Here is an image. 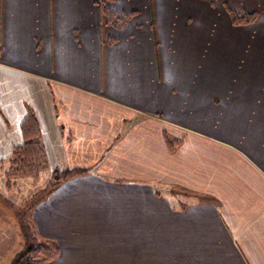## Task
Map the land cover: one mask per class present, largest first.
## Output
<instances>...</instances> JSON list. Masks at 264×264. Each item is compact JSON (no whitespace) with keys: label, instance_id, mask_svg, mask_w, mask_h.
Segmentation results:
<instances>
[{"label":"crops","instance_id":"obj_1","mask_svg":"<svg viewBox=\"0 0 264 264\" xmlns=\"http://www.w3.org/2000/svg\"><path fill=\"white\" fill-rule=\"evenodd\" d=\"M103 6L119 13L118 24ZM231 13L254 19L235 25ZM187 16L194 33L182 40L176 32ZM235 75L242 81L231 89ZM182 90L188 97L176 105ZM28 112L48 161L38 181L53 171H89L39 205L35 223L54 211L63 223L109 222L94 208L114 206L107 183L122 180L137 188L141 207L127 220L141 224L129 227V247L107 249L86 229L80 241L77 229L68 233L74 243H60L69 256L53 264H264V0H0L3 177ZM169 156L188 175L189 186L169 187L190 192L180 197L184 211L149 173L150 160L165 166ZM23 179H14L16 187ZM63 192L84 200L81 215L65 198V211L54 210ZM10 227L0 235L4 248L13 234L11 246L20 245Z\"/></svg>","mask_w":264,"mask_h":264},{"label":"rangeland","instance_id":"obj_2","mask_svg":"<svg viewBox=\"0 0 264 264\" xmlns=\"http://www.w3.org/2000/svg\"><path fill=\"white\" fill-rule=\"evenodd\" d=\"M134 2H136V0H134ZM184 12H186L188 14L187 10ZM106 14H107L106 15L107 17L111 16V18L109 19V21L111 23L118 24L117 19L119 20V15H117V14H119V13L116 14L115 12H113V13L108 12ZM189 19H190L189 16H187V18H184L182 20L181 29L177 30V32H176L177 37L182 38V40L188 39L189 35L194 33L193 24L188 25ZM186 49H189V48L186 47ZM188 54L189 53H187V55ZM189 65H190L189 63L184 65V67H186V69H187V72L183 71L182 75L187 76V77L189 76V73H188ZM199 73L201 75H204V72L201 69L199 70ZM231 75H234V73ZM183 80H185V78L184 79L182 78L181 89H186V85H185V83H183ZM200 81H201L200 85L206 84L205 78L202 79V77H201ZM225 81H226V79H225ZM241 81H242V79L237 77L236 75L233 77H230L228 87L233 89L234 87L239 86ZM247 82L248 81L246 80V83ZM200 85H199V88H200ZM185 97H188V95L185 94V90L184 91L182 90V92L180 94H175L172 97L173 98L172 101L175 102L176 105L181 104V103L184 104ZM158 104H160V103H158ZM168 104H169V101H168ZM171 108L176 110V108H174V107H171ZM159 109H161V107ZM175 110H171V111L166 110L163 113H165V116L168 115L169 118H171V119H180V117L176 116L177 114H176V112H174ZM187 114H189V113H187ZM185 125H187V126L183 127L181 132L188 133L189 132V127H188L189 122L186 121ZM171 145L175 146L174 143ZM173 158L174 157L169 156L166 160L167 164L165 166L160 165V167H158L156 159L150 160V163H149L150 164L149 173L152 174V172H155L156 175H154V178L159 179V182L161 181L160 182L161 184L166 185L167 190L164 193H165V196H167V198H169V199L173 198L170 195V193H171V191L169 190L170 186L175 188V185H177L179 183L181 185V184H184L185 182H186V185L189 186L188 175L185 176L183 173H181L180 170H177L175 165L179 160L173 159ZM184 161H185V159H184ZM47 165H48V161H47ZM46 168H47V166H46ZM64 171H77L79 174L76 175V177H73V179H78V178H82V177L86 178L89 175V171L87 169H83V168L82 169L56 171V172H57V174H59V173L61 174ZM184 171H186V169ZM188 171L189 170H187V172ZM43 172L44 171H42V173ZM41 174L35 180L28 178V177H20L21 179L25 178V179H23L22 185L20 186L21 187L20 188V187H16L17 184L15 182H17L18 180L14 181L15 178H7L6 175H5V177H3V174L0 173V194H2L3 198L7 201V203L11 205V206L8 205L4 200L0 199V235H1V232H3V230L12 232L11 231L12 228L10 227V226H12V227H15L17 229L18 235L20 237L19 228H18L19 223L15 217V210L17 208H20L23 206L22 210L24 211L27 208L26 213L28 215V218H29L32 226H33L32 230H31V234H33V232H34V234H33L34 237H31V242L33 243V251H32L33 258H35L36 260H39L40 258L43 259V257L46 256L48 253H50V256H52L54 254L55 251L52 250L50 246H47L46 243L51 242V243H54L56 246L55 248L57 250V253L55 252V259L48 261L44 264H53L57 260H60L62 257L69 256V253L63 254L61 252L60 243L67 244V243L73 242L72 236L68 235V233H71L74 235V230H77V229H80L82 231V235L79 238L80 241H83L82 240L83 232H84V229H86L87 230L86 234H89V238H88L89 241H91L93 239L96 240L99 237V235H101L103 242H105L107 244V247H106L107 249H114V247L116 245H117L116 246L117 249H119V250L121 248H123V246L129 247L126 245V243L129 242L130 236H131V234L129 232L130 231L129 227L141 225L138 223H132V222L127 221L129 219L133 220L132 219L133 215L141 214V207L136 206V204H140V201H139V195L136 192L137 188L135 186L125 185L127 183V181H125V180H122L123 183H120L118 185V187L111 186L110 183H107V187L109 188L108 193H110V195L112 196L113 204H114V202H115V204H114V206H110V203L108 202L109 207H107V208L101 207L99 209L94 208V210L96 212L95 214H98L100 209H101V213L103 215H106V213H108L110 215L109 222H105V220H104V221H98V222L92 221V223L68 224V223L61 222L60 217L55 215L54 214L55 211H54L53 214L46 217V218H48L47 223H40V222L35 223L32 216L34 215V212L38 208V206L41 205L45 200H48V198L51 197V194H53L61 185L65 184L68 181V180L63 181L61 183V185L59 187L53 189L51 193H40V190H42L46 186V183H47V180H45V179L38 181ZM57 174H56V176H58ZM158 174H160V176ZM100 177H101V180H103V181L111 182V180H109L105 176L101 175ZM184 177L186 178V181H184V179H185ZM73 179H69V180H73ZM2 182H4V183L6 182L5 187L3 186ZM121 184H123V185H121ZM9 188H10V190H9ZM176 189H180V191H181V188H179V186ZM146 190H147V188H146ZM182 191L183 192H180V193H179V191H174V192H178L180 195L183 194V195L189 196V193H190L189 191H184V190H182ZM38 193H40V194H38ZM68 193L69 192H63L62 196L58 197L59 199H56L54 202H52V206L54 207V210H57L56 212L61 213L62 211L63 212L65 211L64 206L66 204H65L64 198H65L66 202L67 201L68 202L69 201L75 202V200L72 199L71 196L67 198V196L65 194H68ZM77 193L79 194V197L82 196L80 191H78ZM36 194H38V195H36ZM74 195H76V194L74 193ZM127 195L131 196L135 200L134 201L128 200ZM137 195H138V198H137ZM33 197L35 198L33 200H37V204H36L35 208H33L30 211L28 209L29 203L27 205L26 202L30 198H33ZM96 201H97V203L102 204V200H96ZM75 203H77L76 205L79 206L77 214L81 215V213H83L84 211H83V208L80 209V207L83 205L84 200H80L79 202L76 201ZM70 204H72V203H70ZM65 207L67 208V206H65ZM157 207H155L154 205H150V210L153 211L154 213H157L158 209L161 208V207H158V208ZM70 225L73 227H71ZM69 226L72 229H70ZM93 230H96V231L92 232ZM43 231H46V232H43ZM96 234H99V235H96ZM94 235H96V237L97 236L98 237L97 238L93 237ZM13 236H14V234L9 239L12 241L6 242V244L9 243L7 247L4 248L3 244H0V264H12V259L23 248V242L21 240V237H20V245L18 244L19 246H17V244H16L15 248H13V246H11V244L14 241ZM75 238H76L75 240H77V236H75ZM39 244H45L47 247V250H40ZM141 246H139V248H137V249H140ZM137 249H135V250H137ZM39 254H41V255H39ZM50 256H48V257H50Z\"/></svg>","mask_w":264,"mask_h":264},{"label":"trees","instance_id":"obj_3","mask_svg":"<svg viewBox=\"0 0 264 264\" xmlns=\"http://www.w3.org/2000/svg\"><path fill=\"white\" fill-rule=\"evenodd\" d=\"M104 13H113L111 9L103 6ZM107 15V14H106ZM231 20L233 24H244L252 22L254 19L253 14H236L231 13ZM113 17V16H112ZM108 18L110 19L111 16ZM118 21V19H117ZM116 25V24H114ZM21 136H22V144L13 149L10 159L8 160V168L5 173L7 178H20V177H28L31 179H36L47 168V159L44 148L40 141V131L35 119V116L32 112H28L26 117L21 123ZM169 147L172 146L169 144ZM57 172L53 171L50 177L47 180L46 186L40 190V193H51L53 189L59 187L63 181L73 179L79 173L77 171H64L63 173L57 174ZM38 193V194H40ZM36 194V195H38ZM170 195L173 197L172 199L178 202L177 206L181 211L186 209L185 204L181 201L180 197L189 198L190 196L183 195V194H175L171 191ZM0 199L4 200L6 203L7 201L3 198V195L0 194ZM30 198L26 204L29 203V210L31 211L35 208L37 204V200ZM8 204V203H7ZM10 205V204H8ZM11 206V205H10ZM23 206L17 208L15 210V217L19 223V234L21 240L23 242L22 250L16 254V256L12 259V264H44L48 261L55 259V252L57 253L56 246L54 243H46L47 246H50L52 250H54V254L50 256L48 253L43 259L36 260L33 258V243L31 242V237H34V232L31 234L32 224L28 218L26 213V209L22 210ZM29 211V212H30ZM30 233V234H29ZM45 244H39L40 250H47ZM51 250V251H52ZM41 255V254H39ZM50 256V257H48Z\"/></svg>","mask_w":264,"mask_h":264}]
</instances>
